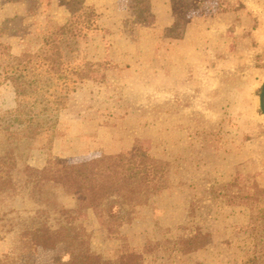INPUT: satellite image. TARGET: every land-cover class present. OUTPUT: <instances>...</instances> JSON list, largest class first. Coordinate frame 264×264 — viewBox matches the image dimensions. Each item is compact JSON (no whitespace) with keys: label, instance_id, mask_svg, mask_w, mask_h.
<instances>
[{"label":"rangeland","instance_id":"obj_1","mask_svg":"<svg viewBox=\"0 0 264 264\" xmlns=\"http://www.w3.org/2000/svg\"><path fill=\"white\" fill-rule=\"evenodd\" d=\"M193 1L197 7L186 14L184 36L173 39L165 36L173 19L170 0H149L145 22L135 19L132 0H85L98 10L99 29L78 43L75 57L96 63L98 71L70 95L65 109L44 113L29 106L32 98L19 106L0 66V157L11 156L15 164L14 190L0 193L4 264L67 260L63 245L31 250L22 243L31 220L44 218L52 228L59 220L51 209L48 218L42 213L47 208L20 172L25 165L77 163L135 144L167 163L171 186L138 207L119 233H107L104 218L82 210L75 224L89 235L92 252L115 260L127 244L141 251L143 264H242L264 254V220L257 213L264 197L252 203V224L248 199L253 180L264 187V58L244 55L233 70L221 68L228 45L219 13L241 3ZM70 3L0 0L1 39L15 55L37 49L42 36L68 21ZM235 177L239 189L232 185L224 197L211 194ZM52 191L60 206L75 208L73 196L56 186ZM237 193L241 197L226 204ZM192 237L200 248L183 253L179 241Z\"/></svg>","mask_w":264,"mask_h":264},{"label":"trees","instance_id":"obj_2","mask_svg":"<svg viewBox=\"0 0 264 264\" xmlns=\"http://www.w3.org/2000/svg\"><path fill=\"white\" fill-rule=\"evenodd\" d=\"M132 2L135 19L145 22L151 16L149 0ZM241 5H232L221 12L235 11ZM196 7L193 0H170L173 22L165 30V36L181 39L188 23L186 14ZM69 11L68 21L42 36L40 45L33 51L15 55L10 45L0 37V59L4 62L0 66L5 79L13 87L19 106L26 98H32L29 106H40L44 113L65 109L70 95L80 84L92 80L98 71L96 63L77 61L75 57L78 43L85 40L90 32L99 29L98 10L86 5L85 0H71ZM13 168L15 164L11 156L0 157V193L14 190ZM20 172L25 177L24 182L29 186L31 195L37 196V200L47 208L42 211L45 217L48 218V210L51 209L58 214L59 219L57 228L49 226L44 218L31 220L30 225L21 232L24 247L47 250L63 245L67 257L65 264H143L141 251L127 244H123L115 260L105 259L92 252L89 235L75 221L82 210L91 209L96 217L105 219L107 233H119V228L133 219L138 207L171 186L166 162L151 157L139 144H135L126 151L102 154L77 163L50 160L41 169L25 165ZM236 180L237 177L232 184L211 188V194L224 197V191L232 185L239 189ZM53 186L62 189L65 195L74 197V209H65L57 203ZM251 189L248 199L252 224L257 219L252 203L264 197V187L253 180ZM240 197L237 193L232 197L234 200L226 204H234L235 199ZM257 210L261 220H264V207ZM179 244L183 253L200 248L195 237L180 240ZM7 260L0 261V264ZM242 264H264V254Z\"/></svg>","mask_w":264,"mask_h":264},{"label":"crops","instance_id":"obj_3","mask_svg":"<svg viewBox=\"0 0 264 264\" xmlns=\"http://www.w3.org/2000/svg\"><path fill=\"white\" fill-rule=\"evenodd\" d=\"M239 1L242 5L237 10L220 12L218 18L219 27H224L223 41L228 45L225 56L218 63L226 70H233L240 56H252L259 52L264 58V0ZM172 22L173 19L166 26ZM229 27L231 32L227 34L226 28ZM237 49H241L240 52Z\"/></svg>","mask_w":264,"mask_h":264},{"label":"water","instance_id":"obj_4","mask_svg":"<svg viewBox=\"0 0 264 264\" xmlns=\"http://www.w3.org/2000/svg\"><path fill=\"white\" fill-rule=\"evenodd\" d=\"M260 111L264 115V85H262L259 95Z\"/></svg>","mask_w":264,"mask_h":264}]
</instances>
